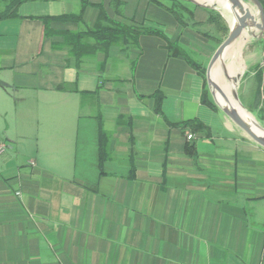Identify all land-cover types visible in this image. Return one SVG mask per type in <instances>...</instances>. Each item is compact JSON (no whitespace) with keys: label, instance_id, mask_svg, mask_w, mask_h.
<instances>
[{"label":"crops","instance_id":"0c3cea01","mask_svg":"<svg viewBox=\"0 0 264 264\" xmlns=\"http://www.w3.org/2000/svg\"><path fill=\"white\" fill-rule=\"evenodd\" d=\"M191 9L30 1L0 20V264H264V148L202 102L219 44ZM114 23L132 31L104 48L90 32Z\"/></svg>","mask_w":264,"mask_h":264},{"label":"rangeland","instance_id":"374dc122","mask_svg":"<svg viewBox=\"0 0 264 264\" xmlns=\"http://www.w3.org/2000/svg\"><path fill=\"white\" fill-rule=\"evenodd\" d=\"M8 2H9V0H0V11H2L6 7ZM166 3H167V1H166ZM187 4L189 5V3H187ZM190 6H191V8H193V5H190ZM215 14H216V16L219 15L218 20L220 21L223 29L216 27L214 24L209 25L205 29L202 27V29H204L208 34H210L213 37V40H210V44L213 46H216L218 44V40L223 41L229 33V24H228L227 20L224 18V16L221 14L220 11L215 10ZM230 23H231V21H230ZM239 51L240 52L237 56L239 58L240 63L242 64L243 70H242V75H241V78L239 80L238 86L236 85V82H237V79L240 75V70H239L238 65H236L233 57H226V59L223 61V63L218 67L217 73L222 72V71L224 73H227V76H228L230 83L233 84L236 87V89L238 90L241 102L252 113V115L249 113H246L245 114L246 117L253 116L255 118V120L257 121L256 123L261 128L264 129V112H261L260 111L261 108H258V107L263 106L264 96H263V93H261L258 96V98L255 97L256 94L254 93V91H255L256 81H255V78L252 76V72L254 70V68H252V67L255 64H258L259 62H264V37L260 36L258 38H255L254 40H252L251 42H249L245 46L241 47V49ZM188 53L191 55L192 59L196 60L197 62L205 64L207 61L206 56L205 57H203V55H197L196 56L194 54H191V52H189V50H188ZM210 60H209V62H210ZM209 62H208V64H209ZM207 88L209 90L208 84H207ZM234 99L235 98L233 96V98L231 100V103H233V104H235ZM256 101L260 102L259 106L256 103ZM218 109H219V107H218ZM222 114L226 117V115L223 112H222ZM247 115H249V116H247ZM249 119H250V117H249ZM226 123L230 128H233L235 130V132H237V134L246 137L245 134L243 133V131L241 129H239L228 117H226ZM87 131L88 132L85 133L86 134L85 138L87 140L88 139L90 140L88 143V147H89L88 151L90 152V153H88L90 156L89 162H91L93 164L96 160V152H95V149H93V148L91 151V145H94V147H95L96 133H95V129H94V132H91L89 127L87 128ZM248 140L250 142H253L250 139H248ZM27 145L28 144H26V143H22V142L19 143L18 142L19 150L23 154L27 153V151L30 148V147H27ZM255 145H257V144H255ZM83 146H84V144L81 143V148Z\"/></svg>","mask_w":264,"mask_h":264},{"label":"water","instance_id":"95a60500","mask_svg":"<svg viewBox=\"0 0 264 264\" xmlns=\"http://www.w3.org/2000/svg\"><path fill=\"white\" fill-rule=\"evenodd\" d=\"M199 7L213 9L219 11L215 6L209 5L198 0H187ZM231 9L235 14V20L231 26H229V33L227 37L221 42L214 52L211 60L207 66L206 79L213 97L214 102L219 107V109L228 117L239 129L243 131L245 136L253 141L258 146L264 148V136L256 132L251 124L247 121L245 114L252 113L243 105L240 100L238 90L235 89L233 92L234 98L237 101L238 106L225 105L221 106L217 99V92L225 98L224 93L221 88L215 83L212 78L211 70L214 64L220 60L225 52V50L230 47L243 33V31L249 27L257 26L261 31V36L264 37V8L260 0H227ZM245 2L252 4L257 11L259 21L256 22L250 15L249 10L245 7ZM222 14V13H221ZM241 78V77H240Z\"/></svg>","mask_w":264,"mask_h":264},{"label":"trees","instance_id":"16d2710c","mask_svg":"<svg viewBox=\"0 0 264 264\" xmlns=\"http://www.w3.org/2000/svg\"><path fill=\"white\" fill-rule=\"evenodd\" d=\"M30 1H53V0H11L10 4L7 6L6 10L0 13V20H4L7 18L15 17L16 16V8L24 3V2H30ZM153 2L159 4L160 6L168 9L171 11V13L175 16L176 20L179 22H183L184 15L187 13L191 18L194 17L193 10L191 9L190 5H193V7H199L187 0H152ZM169 2L170 4L168 5L167 3ZM261 3L263 4L264 7V0H260ZM189 3V5L187 4ZM83 8L88 6L89 0H82ZM208 13H209V18H208V23L209 24H214L218 28H222L220 21L218 20V16L215 14V10L213 9H208L205 8ZM82 16V11L77 14V15H67V16H62L60 19L62 20H75V19H80ZM223 29V28H222ZM128 30L132 31L129 27L121 24H116L114 23L113 26H110L108 28H96L95 30H92L90 33L94 34L95 37L98 38L99 43L104 47H109L110 45L114 44L117 42L119 39L124 38L125 34L128 32ZM205 37L212 39V36L208 33L202 34ZM215 39V38H214ZM221 40H218V44H221ZM168 45V50L171 55L173 56H183L185 58H191L181 47H179L178 44L176 43H167ZM192 64H194L195 67L196 63L191 61ZM199 67V66H198ZM206 70H204L203 74L205 76ZM263 71L261 68L257 71V77L259 80V89L263 85ZM206 80V77H205ZM62 88V87H61ZM155 96H158V93L155 94ZM210 96V91L207 88V81H205V92L203 93V99L202 102L206 104L207 106L217 109V106L215 103L211 100H209ZM160 103V100L158 101V104ZM261 112H264V108H261ZM186 124L194 125L196 128L202 129L204 126L200 124L198 121L193 120L190 122H187ZM100 156L102 157V151L100 149Z\"/></svg>","mask_w":264,"mask_h":264},{"label":"bare ground","instance_id":"6f19581e","mask_svg":"<svg viewBox=\"0 0 264 264\" xmlns=\"http://www.w3.org/2000/svg\"><path fill=\"white\" fill-rule=\"evenodd\" d=\"M200 2H204L207 3L209 5L215 6L216 8H218V10L222 13V15L224 16V18L227 20L229 26H231L235 20V14L233 12V10L231 9V5L227 0H198ZM245 7L249 10L250 15L252 16V18L258 22L259 21V17L256 11V8L248 3L245 2ZM231 21V23H230ZM261 36V31L259 30V28L257 26H253V27H249L247 29H245L243 31V33L241 34V36L230 46L228 47L222 58L220 60H218L212 70H211V75L213 80L215 81V83L221 88L222 92L225 95V98H223V96H221V94L219 92H217V99L220 103L221 106H225V105H234V106H238L237 101L235 100V104L231 103V100L233 98V92L236 89V87L230 83L227 73L219 72L217 73L218 67L223 63V61L226 59V57H233L235 60L236 65H238L239 70H240V75L237 79L236 85L238 86L240 77L242 75V64L239 61L238 58V54H239V50L241 49V47L245 46L246 44H248L249 42H251L252 40H254L255 38H258ZM231 59V58H230ZM220 70V69H219ZM249 116V115H247ZM246 117V115H245ZM250 117V119H249ZM246 117L247 121L251 124V126L253 127V129L258 132L259 134L264 136V129L261 128L256 122L255 118L253 116H249ZM231 126V125H230Z\"/></svg>","mask_w":264,"mask_h":264},{"label":"built area","instance_id":"2783aa9c","mask_svg":"<svg viewBox=\"0 0 264 264\" xmlns=\"http://www.w3.org/2000/svg\"><path fill=\"white\" fill-rule=\"evenodd\" d=\"M186 138L187 140L191 141L193 140L194 136L193 134H188ZM6 149H7V145L5 143H0V155L4 154Z\"/></svg>","mask_w":264,"mask_h":264}]
</instances>
